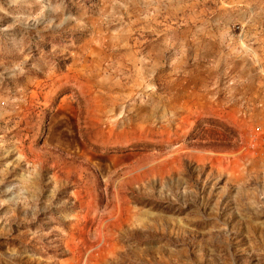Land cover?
I'll return each instance as SVG.
<instances>
[{
	"label": "rangeland",
	"instance_id": "1",
	"mask_svg": "<svg viewBox=\"0 0 264 264\" xmlns=\"http://www.w3.org/2000/svg\"><path fill=\"white\" fill-rule=\"evenodd\" d=\"M263 121L264 0H0V264H264Z\"/></svg>",
	"mask_w": 264,
	"mask_h": 264
},
{
	"label": "bare ground",
	"instance_id": "2",
	"mask_svg": "<svg viewBox=\"0 0 264 264\" xmlns=\"http://www.w3.org/2000/svg\"><path fill=\"white\" fill-rule=\"evenodd\" d=\"M217 163H219L217 161ZM95 201V200H94ZM92 202V201H91ZM93 208H94V213H97V208L96 205L93 204ZM92 213V212H91ZM121 214H122V208L121 205L119 204L118 206H114L112 208V210H110L109 212H107L102 218H106V217H110L108 219V221H110V223H113L114 225H118L121 226L122 224V220H121ZM124 214V213H123ZM115 227V226H113ZM112 247V246H111ZM112 250H115V247L111 248ZM92 261V260H91Z\"/></svg>",
	"mask_w": 264,
	"mask_h": 264
},
{
	"label": "built area",
	"instance_id": "3",
	"mask_svg": "<svg viewBox=\"0 0 264 264\" xmlns=\"http://www.w3.org/2000/svg\"><path fill=\"white\" fill-rule=\"evenodd\" d=\"M254 136L255 142L260 140L264 144V121L256 126Z\"/></svg>",
	"mask_w": 264,
	"mask_h": 264
},
{
	"label": "crops",
	"instance_id": "4",
	"mask_svg": "<svg viewBox=\"0 0 264 264\" xmlns=\"http://www.w3.org/2000/svg\"><path fill=\"white\" fill-rule=\"evenodd\" d=\"M259 83H260V82H259ZM252 86H253V88L256 87V85H252ZM258 86H259V85H258Z\"/></svg>",
	"mask_w": 264,
	"mask_h": 264
}]
</instances>
